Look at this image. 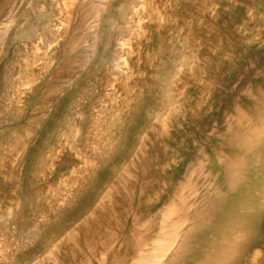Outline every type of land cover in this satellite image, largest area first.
Wrapping results in <instances>:
<instances>
[{"label":"rangeland","instance_id":"1","mask_svg":"<svg viewBox=\"0 0 264 264\" xmlns=\"http://www.w3.org/2000/svg\"><path fill=\"white\" fill-rule=\"evenodd\" d=\"M263 91L264 0H0V264H164Z\"/></svg>","mask_w":264,"mask_h":264},{"label":"bare ground","instance_id":"2","mask_svg":"<svg viewBox=\"0 0 264 264\" xmlns=\"http://www.w3.org/2000/svg\"><path fill=\"white\" fill-rule=\"evenodd\" d=\"M260 99L252 125L245 126L242 118L239 126L232 128L234 132L219 166L223 173L221 191L218 189L220 192L207 206L194 202L182 211L177 205L179 212L171 220L178 227L172 242L175 247L164 264H241L256 242L254 237L263 233L264 91ZM170 213L168 208L166 214L171 216ZM172 235L166 233L165 237ZM169 246L164 242L158 248L167 250ZM133 256L126 252L112 262L128 264Z\"/></svg>","mask_w":264,"mask_h":264}]
</instances>
